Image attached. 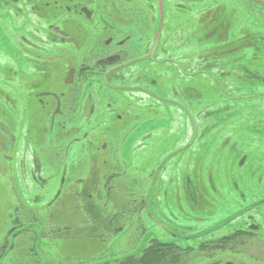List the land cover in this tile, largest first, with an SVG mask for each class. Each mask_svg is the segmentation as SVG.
I'll return each mask as SVG.
<instances>
[{
    "label": "flooded vegetation",
    "instance_id": "obj_1",
    "mask_svg": "<svg viewBox=\"0 0 264 264\" xmlns=\"http://www.w3.org/2000/svg\"><path fill=\"white\" fill-rule=\"evenodd\" d=\"M0 201V264H264V0H0Z\"/></svg>",
    "mask_w": 264,
    "mask_h": 264
},
{
    "label": "rangeland",
    "instance_id": "obj_2",
    "mask_svg": "<svg viewBox=\"0 0 264 264\" xmlns=\"http://www.w3.org/2000/svg\"><path fill=\"white\" fill-rule=\"evenodd\" d=\"M2 198H4V197H2ZM12 205L13 206L15 205L13 201H11V202L10 201H0V212L5 211V210H9L8 206L12 207ZM2 215H4L3 212H2Z\"/></svg>",
    "mask_w": 264,
    "mask_h": 264
}]
</instances>
